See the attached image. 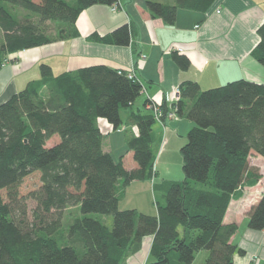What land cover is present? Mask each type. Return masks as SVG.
I'll use <instances>...</instances> for the list:
<instances>
[{
    "label": "trees",
    "instance_id": "obj_1",
    "mask_svg": "<svg viewBox=\"0 0 264 264\" xmlns=\"http://www.w3.org/2000/svg\"><path fill=\"white\" fill-rule=\"evenodd\" d=\"M116 1L0 0V68L10 54L77 36L74 24L83 9ZM213 1H148L147 8L172 25L178 8L204 12ZM48 23L55 25V38L48 35ZM130 32L124 24L107 36L89 38L128 45ZM257 34L251 56L264 67V22ZM173 58L180 69L188 67L185 57ZM120 71L94 65L53 76L48 65L40 64L38 80L0 103V264H126L149 235L151 261L145 264H192L202 250L207 252L204 264H233V256L243 254L230 242L236 226L222 220L231 198L260 179L248 159L252 153L264 158V85L238 79L201 90L194 81L180 83L173 109L176 117L193 123L180 148L184 178L154 182L153 113L130 110L127 117L138 130L126 141L136 169L125 170L122 156L114 159L101 148L96 120L117 130L120 111L129 109L142 89ZM161 110L166 114L163 104ZM54 135L59 140L47 146ZM35 171L41 185L28 195L35 205L27 214L18 187ZM134 180L153 181L155 215L119 208L124 188ZM71 206L81 216L60 241L62 213ZM90 214L111 215L112 223L102 224ZM247 226L264 229V191Z\"/></svg>",
    "mask_w": 264,
    "mask_h": 264
},
{
    "label": "crops",
    "instance_id": "obj_2",
    "mask_svg": "<svg viewBox=\"0 0 264 264\" xmlns=\"http://www.w3.org/2000/svg\"><path fill=\"white\" fill-rule=\"evenodd\" d=\"M148 1L176 4V0H117L115 8L114 5L94 4L78 14L74 24L77 36L68 35L46 45L10 54L0 68V103L22 90L28 82L38 80L40 64L48 65L53 76L94 65L132 70L142 89L131 107L120 111L121 130H114L102 118L96 120L102 134V151L114 159L122 156V166L129 171L136 169L137 164L132 151L126 149V141L138 133L137 127L127 122L130 110L151 113L148 106H151V100H155L160 108L163 104L167 112L172 111L174 102L168 99L183 81H194L201 90L238 79L264 85V67L251 56L252 49L259 42L257 29L264 22V0H214L204 12L178 8L172 25L153 16L147 8ZM124 24L131 30L128 45L104 44L89 38L91 34L107 36ZM48 35L55 38L56 30L50 28ZM173 45L181 51L172 49ZM174 55L185 57L188 67L180 69ZM41 95L44 99L48 97L45 87ZM189 103L186 102V107ZM154 123L151 148L153 154L158 150L162 156L183 125L176 116ZM156 139L157 146L154 147ZM58 140V136H52L47 146ZM159 146L162 147L158 149ZM248 165L258 170L260 179L253 186L241 188L239 198H231L222 222L236 226L230 242L243 251L242 255L233 256V264H264V229L252 230L247 226L248 214L264 191V158L252 153ZM156 172L160 179L156 177L154 182L171 178L165 177V173L160 175L159 169ZM147 181L129 183L124 188L125 194L120 197L119 208H133L155 215V207L144 209L140 203V198L150 201L154 198L153 181ZM127 189L133 190L131 198L135 203L120 207ZM152 239L151 235L143 237L140 249L126 258V264L150 262Z\"/></svg>",
    "mask_w": 264,
    "mask_h": 264
},
{
    "label": "rangeland",
    "instance_id": "obj_3",
    "mask_svg": "<svg viewBox=\"0 0 264 264\" xmlns=\"http://www.w3.org/2000/svg\"><path fill=\"white\" fill-rule=\"evenodd\" d=\"M75 0H71L70 4H74ZM50 28L55 29V25L53 26L52 23L49 24ZM29 74V73H28ZM177 120H181L182 125L180 129L175 133L173 141H171L164 149V153L161 156L157 151L154 153V167L158 171L159 169V174L164 175L166 174L165 177H171L169 180H176L180 179L182 180L184 178L183 172H182V162H181V155H180V148L184 143L186 142V137H187V132L190 127H193V123L190 122L188 119L184 117H176ZM189 124V127L188 125ZM155 123L153 124V126ZM121 127V126H120ZM119 127V128H120ZM121 129V128H120ZM50 142V141H49ZM161 145V144H160ZM157 146V139L154 142V147ZM164 146V145H163ZM162 146H159L158 149H160ZM114 157H116L114 155ZM163 173V174H162ZM157 180L160 179L158 176L156 178ZM151 182V181H147ZM41 185L40 182V172L35 171L27 175L26 177L23 178L21 181L19 187H18V198L19 201L21 198H25L23 200V203L25 204L27 208V214L31 211V209L34 207L35 203L29 198L28 195L30 192L38 189ZM125 193H123L124 195ZM133 190H126V195L124 198L121 199L120 207H127V206H132L134 202V198H131L133 196ZM1 195L5 199L6 194L5 190H1ZM151 196V195H150ZM154 199L148 200V198H140V203L144 207V209H150L151 207H155ZM156 199L158 201H163L162 197L159 198L158 193L156 195ZM22 202V201H21ZM62 226L60 228V231L58 233V237L61 240L66 239V233H67V227L71 223V221L74 218H78L81 216L79 212V208L76 209V207L71 206L68 207L66 210L63 211L62 213ZM93 218L96 220L100 221L102 224L107 225L108 223H112V216L111 215H101V214H90ZM207 255V252L202 250L199 251L198 253L195 254V261L193 264H204L205 257Z\"/></svg>",
    "mask_w": 264,
    "mask_h": 264
},
{
    "label": "built area",
    "instance_id": "obj_4",
    "mask_svg": "<svg viewBox=\"0 0 264 264\" xmlns=\"http://www.w3.org/2000/svg\"><path fill=\"white\" fill-rule=\"evenodd\" d=\"M113 5H114V8H115V7H116V4H113ZM172 49L177 50V51H181V49H180L179 47L174 46V45L172 46ZM120 72H121V71H120ZM125 74H126V77H127L128 79L136 80V77H135V75H134V73H133L132 70H130V71H126ZM172 94H173V95L170 96L168 100L170 101V100L172 99V102H176V101L178 100V98H179V88H178V87H177V88H174ZM167 98H168V97H167ZM149 104H150L151 106H148V107H149V108L151 109V111L153 112V115H154L155 121H156V120H157V121H160V120H162L163 117H164V118H174V117L176 116V115H175V111H174V109H173L172 111L166 112V114H164V113L162 112L161 108H160L159 102H157V101H155V100H151ZM172 108H173V107H172ZM117 130L120 131L121 129L118 128Z\"/></svg>",
    "mask_w": 264,
    "mask_h": 264
},
{
    "label": "bare ground",
    "instance_id": "obj_5",
    "mask_svg": "<svg viewBox=\"0 0 264 264\" xmlns=\"http://www.w3.org/2000/svg\"><path fill=\"white\" fill-rule=\"evenodd\" d=\"M177 51V50H176ZM136 81H138L137 79H136ZM139 82V81H138ZM152 113V112H151Z\"/></svg>",
    "mask_w": 264,
    "mask_h": 264
}]
</instances>
